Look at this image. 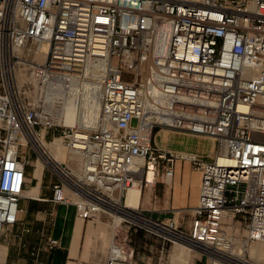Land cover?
<instances>
[{
    "label": "built area",
    "instance_id": "obj_1",
    "mask_svg": "<svg viewBox=\"0 0 264 264\" xmlns=\"http://www.w3.org/2000/svg\"><path fill=\"white\" fill-rule=\"evenodd\" d=\"M19 64L32 93L16 84ZM70 92L79 109L96 101L93 126L62 122ZM160 130L208 138L213 156L160 148ZM0 131V234L17 222L33 151L52 177L50 200L78 218L115 215L207 264H255L247 247L264 244V0H0ZM56 139L72 159L52 155ZM176 160L200 173L196 204L177 211L190 212L188 226L125 206L137 178L170 180ZM114 237L105 264H129Z\"/></svg>",
    "mask_w": 264,
    "mask_h": 264
},
{
    "label": "crops",
    "instance_id": "obj_2",
    "mask_svg": "<svg viewBox=\"0 0 264 264\" xmlns=\"http://www.w3.org/2000/svg\"><path fill=\"white\" fill-rule=\"evenodd\" d=\"M212 156L213 150L206 155ZM25 171V190L17 222L0 234V264H105L116 227L114 222L110 223L105 215L82 220L72 205L53 203L52 177L49 174L46 179L49 172L41 162L31 160ZM158 183H163V199L158 205L182 209L196 204L200 173L188 162L176 160L173 177L159 178ZM153 191L150 188L144 194L141 189L138 206L146 207L143 209L148 212L163 211L153 210L156 206V203L151 206ZM170 212L173 211L165 210L164 214ZM49 238L57 239V246L49 248Z\"/></svg>",
    "mask_w": 264,
    "mask_h": 264
},
{
    "label": "rangeland",
    "instance_id": "obj_3",
    "mask_svg": "<svg viewBox=\"0 0 264 264\" xmlns=\"http://www.w3.org/2000/svg\"><path fill=\"white\" fill-rule=\"evenodd\" d=\"M42 53L33 56V59L41 60ZM16 78L17 79V86L20 88L30 89L32 93V78L30 75V71L27 67L23 64H19L17 68ZM20 73V74H19ZM20 76V77H19ZM24 83V84H23ZM23 84V85H22ZM27 91V92H29ZM30 94H28L29 96ZM134 123V122H133ZM4 133L0 131V151L2 149V139ZM59 147L67 153L66 148H64L59 141L56 139ZM155 142L157 146L163 149L174 150V151H185L190 153H195L198 155L206 156L210 154L213 150V142L205 137L194 136L185 133H179L175 131H167V130H160L155 135ZM55 145L53 142L47 143L46 147L48 150L54 154V147ZM26 150V149H25ZM24 150V151H25ZM30 161L37 160L42 163L40 159L37 158L36 154L33 151H30ZM67 155V154H66ZM58 159L60 161H64V154H58ZM43 164V163H42ZM49 177L46 175V179ZM160 177H156L157 182L153 186H143L142 190L144 194L150 188L154 189L152 195L151 206L153 203H156L155 207H152L153 210H166V211H173L170 213H166L165 216H175L178 219L179 224L182 226H188V221L190 219V212L188 211H180L177 212L178 209L181 208H171L169 206H161L158 205V201L163 199L162 191H161V184L158 183ZM189 191L187 193L189 194ZM191 194V193H190ZM189 194V195H190ZM167 196V195H166ZM165 196V197H166ZM168 198V197H166ZM171 199V198H170ZM168 200V199H167ZM22 199L20 200V205H22ZM142 206V205H141ZM142 208H146L142 206ZM151 209V208H149ZM110 223L113 224V219L111 217L105 216ZM230 223L229 220H226L225 226H228ZM132 225L128 222H122L119 226L117 225L113 231L115 235V240L120 243H123L124 246L131 250V258L129 264H207V258L202 255L197 250L192 248L187 249V246L183 244H177L173 242L162 241L159 238L154 236L145 234V233H135L132 230ZM237 233L242 234L243 229L238 228ZM112 238V237H111ZM249 248V256L252 260L256 261L259 264H264V244L261 243H253ZM184 247V248H183ZM187 247V248H185Z\"/></svg>",
    "mask_w": 264,
    "mask_h": 264
},
{
    "label": "bare ground",
    "instance_id": "obj_4",
    "mask_svg": "<svg viewBox=\"0 0 264 264\" xmlns=\"http://www.w3.org/2000/svg\"><path fill=\"white\" fill-rule=\"evenodd\" d=\"M37 55V54H36ZM43 60V54L41 60H36L37 62H41ZM80 105L82 108L79 109V100L76 97L75 92H70L68 95L64 107H63V117L62 122L65 125H76L78 123H83L86 126H93L94 124V113L98 109L97 103L95 100H92L89 98H84L83 100H80ZM53 144L55 145L54 154H52L57 160L58 154H64V161H69L73 157L71 155H68L67 153H64V151L59 147L57 141H54ZM67 154V155H66ZM140 162V161H138ZM148 181L152 182V184H148L149 186H153L156 183L155 176L152 175V172H149L147 175ZM169 180V179H166ZM143 188V185L141 186V180L140 178H137L134 181L133 186H131L127 192H126V198H125V206L128 208H136L139 204V197L141 189ZM113 222L115 226H117L120 222V218L118 216H113ZM178 244V243H177ZM254 245H249L247 247V251L249 253V248ZM184 248V247H183ZM187 248V247H185ZM189 249V248H187ZM190 250V249H189ZM250 259H252L250 257ZM255 264H259L252 260Z\"/></svg>",
    "mask_w": 264,
    "mask_h": 264
},
{
    "label": "trees",
    "instance_id": "obj_5",
    "mask_svg": "<svg viewBox=\"0 0 264 264\" xmlns=\"http://www.w3.org/2000/svg\"><path fill=\"white\" fill-rule=\"evenodd\" d=\"M137 232H138V233H140V232L144 233L142 230H137L135 233H137Z\"/></svg>",
    "mask_w": 264,
    "mask_h": 264
}]
</instances>
